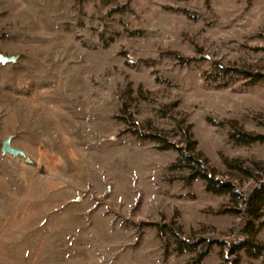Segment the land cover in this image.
<instances>
[{
    "label": "rangeland",
    "instance_id": "obj_1",
    "mask_svg": "<svg viewBox=\"0 0 264 264\" xmlns=\"http://www.w3.org/2000/svg\"><path fill=\"white\" fill-rule=\"evenodd\" d=\"M0 53L17 56L0 63V264H189L201 244L180 252L173 227L228 241L202 264H264L230 254L248 238L218 212L232 197L132 130L195 140L246 196L263 184L264 143L231 134L264 133V79L234 71L264 72V0H0Z\"/></svg>",
    "mask_w": 264,
    "mask_h": 264
},
{
    "label": "trees",
    "instance_id": "obj_2",
    "mask_svg": "<svg viewBox=\"0 0 264 264\" xmlns=\"http://www.w3.org/2000/svg\"><path fill=\"white\" fill-rule=\"evenodd\" d=\"M252 81H260L264 79V72L249 71L245 69H234ZM127 108L123 106L122 111L125 112ZM136 124V122H134ZM137 125V124H136ZM148 127V128H147ZM146 130L141 128H132L133 132L138 137L144 140H151L157 142V147L163 150H178L180 155L177 161L172 165V168L181 170L188 169L189 172L182 178L187 181H192L200 178L205 181L208 191L215 194H229L232 197L233 205L225 206L218 212L220 213H234L241 214L246 218V234L248 238H243L241 243L234 244L230 254L233 259L237 258L235 253L244 249L246 254L251 258L264 257V243L256 239V235L264 226V183L255 187L250 196H246L241 192L237 185L231 179H224L216 173V171L209 165L208 159L204 158L196 151V141L193 143L189 141L188 137L184 139L188 142V146L179 145L178 142L172 141L165 137L157 128L151 123L147 125ZM235 131L231 134V138L240 144H250L254 142L264 143V133H250L243 131L241 128L234 126ZM232 168H236L244 174L253 176L252 171L242 166L241 164H230ZM167 225H160V232H165ZM174 229V230H173ZM175 238L177 249L183 251H196L198 245L201 244V249L198 251L196 257L189 264H202L203 259L209 254L211 247L218 244L224 248L228 247L227 240L202 238L200 241H194L182 236L178 227L170 230ZM236 243V242H233ZM230 255V256H231ZM238 260V259H237Z\"/></svg>",
    "mask_w": 264,
    "mask_h": 264
},
{
    "label": "water",
    "instance_id": "obj_3",
    "mask_svg": "<svg viewBox=\"0 0 264 264\" xmlns=\"http://www.w3.org/2000/svg\"><path fill=\"white\" fill-rule=\"evenodd\" d=\"M17 60V56L16 55H7L4 53H0V63H7V62H15ZM2 151L3 152H9L12 153L14 155L17 154H23V151L18 149V148H14L11 144V139L7 138L6 140H4L3 144H2Z\"/></svg>",
    "mask_w": 264,
    "mask_h": 264
}]
</instances>
